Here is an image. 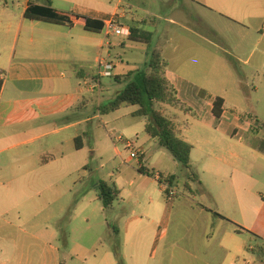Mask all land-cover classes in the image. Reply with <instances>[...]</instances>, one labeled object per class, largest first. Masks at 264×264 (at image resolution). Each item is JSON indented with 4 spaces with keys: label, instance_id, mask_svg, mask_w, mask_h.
Instances as JSON below:
<instances>
[{
    "label": "crops",
    "instance_id": "0c3cea01",
    "mask_svg": "<svg viewBox=\"0 0 264 264\" xmlns=\"http://www.w3.org/2000/svg\"><path fill=\"white\" fill-rule=\"evenodd\" d=\"M89 1L96 3L98 0ZM186 1L191 5L200 1L207 10L216 12L226 24L235 27L233 32L242 39L237 49L241 51L243 43L248 45V56L238 57V63L256 70L264 68V0ZM31 5L44 6L45 1L25 0L21 11L16 12L8 1L0 0V72L3 74L0 78L3 83L0 94V156L5 155L10 165L8 172L0 169V264H67L69 261L71 264L76 261L82 264H116L111 248L105 246L102 255L98 252L97 245H106L107 239L96 234L90 225L80 230L81 241L72 248L69 240L77 229L72 227V223L67 228L65 221L74 206L75 212L84 213L86 209L95 210L97 200L101 202L97 192L102 181L95 184L93 190L96 194L92 198H87L91 194L82 199L73 197L81 171L90 162V157L97 155L96 147L90 142L97 131V120L102 117L94 105L90 111L91 102L96 101L95 84L98 79L85 70L94 67L99 60L95 36L103 32L87 31L86 20L104 22L116 17L129 28L136 22L125 11L119 14L116 9L112 15L101 17L90 7L76 6L64 11L55 7L54 0H51L52 8L68 20L65 24H57L26 18L25 12ZM197 37L206 45H214L199 35ZM107 45L111 48L113 44L109 42ZM215 47L221 50L219 46ZM112 63L116 70L123 68L120 61ZM126 73L129 71H121L115 78ZM167 76L184 103L197 99L202 89L197 83L199 80L169 70ZM208 106L206 112L211 115L208 121L195 119L208 131L219 132L229 124L232 136L237 137L239 127H250L248 122L228 112L225 107L219 121L223 127H218L212 114V102ZM192 116L195 118L196 115ZM175 121L178 122L177 119ZM226 132L222 131L224 136ZM179 136L193 146L192 171L201 176V160H194V145L182 137L181 129ZM225 139L230 147H235L232 138L225 136ZM76 140H81L80 148ZM219 145L220 155L213 150L206 155L210 165L205 170L215 169L218 177L234 176L235 162H228L224 145ZM137 150L138 158H145V147L139 146ZM228 154L234 160L238 158L234 151ZM142 163L139 161L140 176L128 181L130 189L137 181L143 188L151 179L160 183V175L151 177L140 171L146 170ZM166 175L177 177L173 185L177 188L181 179L176 173ZM189 175L187 171L185 184ZM110 178L112 180L113 177ZM190 185L191 192L186 191L187 197L181 198L179 193L173 203L169 201L167 208L162 210V216L150 222L164 231H159L151 239L135 236L125 240L123 246L131 244L139 249L148 244L153 259L158 255L155 264H264L263 258L258 261L249 256L252 253L247 248L242 250L237 238L241 232L236 230L231 220L196 201L198 196L204 198L208 193L202 182H191ZM58 186L61 188L56 192ZM161 188L165 193L162 185ZM129 194L132 197V193ZM110 211H115L114 204L108 209L103 208L102 213ZM76 218L77 215L70 216L68 221ZM85 219L90 222L88 217ZM122 221L118 229L107 219L101 226L105 234L111 236L121 231L129 235L132 227H135V233L144 220L133 215L124 223ZM61 238L63 247L55 244V240Z\"/></svg>",
    "mask_w": 264,
    "mask_h": 264
},
{
    "label": "rangeland",
    "instance_id": "374dc122",
    "mask_svg": "<svg viewBox=\"0 0 264 264\" xmlns=\"http://www.w3.org/2000/svg\"><path fill=\"white\" fill-rule=\"evenodd\" d=\"M6 1L16 12H20L25 0ZM54 2L55 7L64 11H70L76 6L90 7L101 17L112 15L116 9L119 14L125 11L128 17L136 22L134 25L140 32L151 35L148 43L133 42L125 36H113L108 39L103 34L95 36L98 58H105L109 62L120 61L123 68L115 69L112 72L113 77L103 78L99 77L98 64L85 70L92 76L96 75L98 79L95 84L96 101L91 102V112L94 105L99 114L98 108L108 105L131 81V78L124 75L120 82H117L115 78L117 73L144 68L154 50L161 52L168 63L169 72L173 71L184 77L188 75L200 81L197 83L202 89L197 99L186 102L192 109L190 115L169 106H158V109L170 118L177 119L182 137L195 147L194 160H201L199 170L201 176L198 174V177L208 193L204 198L198 196L196 201L233 222L236 230L241 232L237 234V238L242 250L248 247L259 250L264 247V130L252 131L257 127V120L264 123V68L256 70L237 62L238 57L248 56V45L247 42L243 43L242 50L237 49L236 46L242 39L233 32L235 27L226 24L216 12L207 10L200 1L193 5L186 0H103L102 3H99V0L96 3L89 0H54ZM120 23L123 24L122 21ZM197 35L201 36L202 40L219 46L221 50H217L214 45H206ZM109 42L113 44L111 48L107 45ZM216 96L226 100L225 108L228 112L250 124V127H239L237 137L232 136L229 124L223 127V124L215 120L217 126L223 129L213 132L200 125L199 121H195L196 118L208 121L211 117L206 112L211 102L209 97ZM135 110L137 107L122 108L97 120V131L90 142L91 146L96 147L97 155L90 157V162L81 171V179L73 194L74 198L82 199L90 194L91 196L87 198H92L96 194L93 190L95 184L105 181L120 193L123 191L114 202L115 211L102 213V203L97 200L96 209H86L84 213L75 212L74 206L67 213L65 224L70 228L69 225L72 223V227L77 229L73 238L69 240L72 248L81 241L80 230L90 225L96 234L107 239L106 245H97L101 255L106 246L111 248L116 264H138V260L140 264L148 262L155 264L158 255L153 259L148 244L138 249L136 245L123 246L122 243L138 235L151 239L162 231L163 229L150 222L158 220L163 214L162 210L173 201L169 203L162 191V184L153 179L149 180L144 188L141 182L137 181L133 189L129 188L128 181L140 176L138 168L139 161H142L146 170L155 171L156 175L176 173L181 179L176 189L181 198H184L187 197L184 182L187 171L173 159L168 150L149 138L145 132V120L132 116ZM192 115H196L195 118ZM222 131H227L225 136L234 140V148L228 145L229 141L225 139ZM118 138H122V141H118ZM126 141H134L136 149L139 146L145 147V158L141 156L140 159H133L131 151L125 146ZM218 143L224 145V155L228 162H235L234 176L218 177L215 169L205 170V167L210 165L206 155L212 150L216 155H220L221 148ZM232 151L238 157L235 160L228 154ZM9 167L6 156H0V169L8 172ZM110 177H113L112 180ZM62 183L64 185V182ZM60 188L58 186L56 192ZM129 193H132V197ZM75 215L77 218L69 222V217ZM133 215L144 220L140 224L141 228L135 233L133 226L129 235H125L123 231L113 236L105 234L101 226L105 219L118 229L122 225L121 219L123 220L121 223H124L127 217ZM86 217L90 219L89 223ZM55 244L63 247V239L55 240ZM249 256L258 261L262 259L259 254L252 253ZM73 264L82 262L76 261Z\"/></svg>",
    "mask_w": 264,
    "mask_h": 264
},
{
    "label": "trees",
    "instance_id": "16d2710c",
    "mask_svg": "<svg viewBox=\"0 0 264 264\" xmlns=\"http://www.w3.org/2000/svg\"><path fill=\"white\" fill-rule=\"evenodd\" d=\"M44 6L31 5L25 12L28 19H43L57 24L67 23V19L58 14L51 5V0H44ZM104 27L103 21L86 20V30L89 32L101 33ZM129 40L133 42L148 43L151 39L149 33H142L136 26H131ZM168 63L163 58L159 50H154L149 62L142 69L130 71L124 77L131 78V81L122 89L118 95L106 106L99 107V113L102 116L117 112L122 108L137 107L132 114L134 117L145 119V132L150 139L157 141L158 145L168 150L173 159L177 161L186 171L190 173L188 182L185 184L186 191L191 192V182L201 183L198 175L192 171L191 152L193 146L180 138V129L178 123L167 116L158 106H169L184 114H191L192 109L187 106L178 96L177 90L168 79ZM120 81V77H116ZM3 83L0 80V94ZM213 110L212 114L217 121H220L225 111V100L222 97H209ZM242 120V118H241ZM257 127L252 131L258 132L264 130V123L256 121ZM77 146L81 147V140H76ZM151 177L156 176L155 171L140 169ZM159 181L173 186L177 177L174 175L160 174ZM99 199L103 208L108 209L118 200L120 192L106 182H100ZM222 217V216H221ZM258 238V236H255ZM247 251L253 254H259L264 259V247L256 250L254 247H248ZM260 252V253H259Z\"/></svg>",
    "mask_w": 264,
    "mask_h": 264
},
{
    "label": "built area",
    "instance_id": "2783aa9c",
    "mask_svg": "<svg viewBox=\"0 0 264 264\" xmlns=\"http://www.w3.org/2000/svg\"><path fill=\"white\" fill-rule=\"evenodd\" d=\"M104 27H103V34L106 39L113 37V36H125L129 37L130 35V28L123 26L119 20L116 17L106 19L104 22ZM98 67L100 69L99 71V77H113V71L115 70V66L112 62H109L105 58H99L98 62ZM3 74L0 72V78H2ZM118 141H122V138H118ZM125 146L128 150L131 151V157L133 159H138V150L136 149V143L126 141ZM165 194H166V199L168 201H174L178 197V191L176 188H173L169 183L164 182L162 184Z\"/></svg>",
    "mask_w": 264,
    "mask_h": 264
}]
</instances>
